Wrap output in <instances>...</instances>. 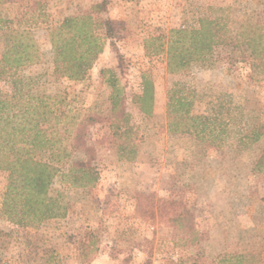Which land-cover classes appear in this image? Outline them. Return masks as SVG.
I'll return each mask as SVG.
<instances>
[{
	"label": "rangeland",
	"instance_id": "1",
	"mask_svg": "<svg viewBox=\"0 0 264 264\" xmlns=\"http://www.w3.org/2000/svg\"><path fill=\"white\" fill-rule=\"evenodd\" d=\"M99 1L16 0L3 5V14L15 19L12 26L30 30L41 52V61L0 78V95L12 101L10 112H18L31 96L46 99L52 111L48 124L61 130L58 145L68 141L70 132L63 130H74L85 115L102 118L87 128L84 141L91 150L74 151L54 176L52 217L24 214L19 200L16 208L5 206L11 173L0 168L4 264H167L169 256H182V264H218L232 254L246 256L249 264L253 259L264 263V171L253 169L264 142L239 151L233 138L218 145V140L210 143L167 128L168 92L177 81L191 86L210 81L231 88L237 98L246 95L264 103L263 74L235 63L228 46H216L204 63L193 60L174 72L167 55L172 30L197 28L208 15L230 17L235 32L245 24H263L264 0H108V15L122 22L118 37L102 39L103 51L84 78H69L67 66L57 68L53 62L50 28L85 14ZM95 31L103 34L102 28ZM5 43L0 32V51ZM144 76L155 87L151 115L134 101ZM115 90L139 128L137 140L125 148L103 141L111 135L103 118L113 116ZM40 155L51 157L44 150ZM83 163L98 173L92 186L82 185V174L71 170ZM137 193L154 199V221L137 213ZM195 228L203 235L191 245L185 239ZM112 246L121 250L117 258L111 256Z\"/></svg>",
	"mask_w": 264,
	"mask_h": 264
},
{
	"label": "trees",
	"instance_id": "2",
	"mask_svg": "<svg viewBox=\"0 0 264 264\" xmlns=\"http://www.w3.org/2000/svg\"><path fill=\"white\" fill-rule=\"evenodd\" d=\"M15 1L0 0V32L6 41L5 47L0 51V78L15 75L18 69L41 61V52L31 31L13 27L15 19L3 14V5ZM108 12V0H102L85 14L66 17L50 28L53 62L57 68L67 66L65 74L69 78H84L103 51L102 39L114 40L118 37L116 29L122 22L111 18ZM230 20V17L217 13L201 18L197 28L172 30L174 36L170 39L167 52L168 69L172 72L179 71L188 67L193 60L204 63L207 58L212 57L216 46H228L235 63L249 64L252 70L261 72L264 76V23L245 24L235 32ZM23 22V18L19 19V24ZM97 27L102 28V35L95 31ZM112 82L116 89L115 80ZM14 83L16 86L18 82L15 80ZM154 90L153 81L144 76L143 89L134 96V101L145 115L153 113ZM2 96L4 95H0V168L11 173L8 185L10 191L3 204L8 208H16L19 200L24 214L33 213L40 220L47 219L53 213V199L49 196V190L54 176L65 164L64 159L69 158L74 151L91 150L84 141L89 135L87 128L102 118L94 114L85 115L74 130H63L70 132L68 141L58 145L59 138L56 137L61 134V130L55 124H48L52 111L46 99L31 96L27 103H23V108L11 113L12 101ZM111 101L113 116L103 118L109 121L111 135L104 137L103 141H111L119 148H125L137 140L139 128L124 108L125 98L119 99L116 90L112 93ZM200 104L203 105L202 110L198 109ZM119 105L122 107L121 111L115 112ZM56 117L58 118V114ZM167 128L172 132L191 134L200 140L208 139L210 143L218 140V145L233 138L235 148L245 151L264 142V103L246 95L237 98L231 88L210 81H199L196 86L177 81L168 92ZM41 150L47 151L51 157L42 158ZM253 169L264 171V144ZM71 170L82 174L80 178L84 186H92L98 180V173L91 165L83 163ZM135 200L137 213L154 221V199L137 193ZM179 219L176 217L175 221ZM202 235L200 230L192 229L185 241L191 245L199 244ZM4 247L5 242H0V248ZM119 253L121 250L111 247L113 258H117ZM221 261L218 264H249L246 263V256L239 254L226 255ZM182 262V256L178 259L169 256L167 259V264ZM0 264H4L1 257ZM250 264L264 263L253 259Z\"/></svg>",
	"mask_w": 264,
	"mask_h": 264
}]
</instances>
